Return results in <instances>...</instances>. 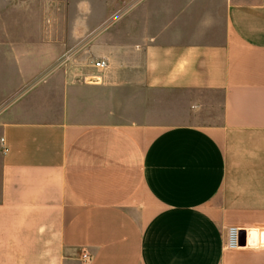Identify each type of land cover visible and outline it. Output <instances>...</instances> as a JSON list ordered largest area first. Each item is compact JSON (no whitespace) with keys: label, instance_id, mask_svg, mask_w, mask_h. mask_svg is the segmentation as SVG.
I'll return each instance as SVG.
<instances>
[{"label":"crops","instance_id":"obj_1","mask_svg":"<svg viewBox=\"0 0 264 264\" xmlns=\"http://www.w3.org/2000/svg\"><path fill=\"white\" fill-rule=\"evenodd\" d=\"M71 3L63 31L0 26L8 98L19 51L114 20L103 82L52 75L0 115V264H264V0Z\"/></svg>","mask_w":264,"mask_h":264},{"label":"rangeland","instance_id":"obj_2","mask_svg":"<svg viewBox=\"0 0 264 264\" xmlns=\"http://www.w3.org/2000/svg\"><path fill=\"white\" fill-rule=\"evenodd\" d=\"M72 0H0V26L20 25L24 28H33L40 37V32L50 29L63 31L67 28L69 18L65 15V11L73 9ZM72 4V6H71ZM27 13L31 15L27 16ZM1 15H4L1 17ZM74 21H79V18H72ZM118 18H115L117 21ZM113 19L108 18L104 23L96 25V21L92 17L87 18L89 30L86 35L87 42L78 44L73 49L67 50H44L24 49L23 54L18 56L19 61L23 62L24 69H32L36 74L31 80L24 81V86L17 96L8 98H0V115L5 110L9 109L17 102L23 100L32 91L39 90L46 80L52 75H64L67 79H73L77 82H103L102 78L109 70V63L105 59L96 58L92 51L94 42L92 40L95 36L109 29L113 25ZM82 43V42H81ZM39 47V46H38ZM55 54V56H54ZM45 57L52 60L49 65H43L42 61ZM98 60H104L107 63V68L98 72L93 69L92 64ZM8 73H9V95L14 91L10 90L12 87V79L15 77L12 74L14 71L13 57H8ZM99 77L96 79L94 77Z\"/></svg>","mask_w":264,"mask_h":264},{"label":"built area","instance_id":"obj_3","mask_svg":"<svg viewBox=\"0 0 264 264\" xmlns=\"http://www.w3.org/2000/svg\"><path fill=\"white\" fill-rule=\"evenodd\" d=\"M107 63L104 60H98L92 64L93 69L98 71L99 73L104 71L107 68ZM99 79V77H94ZM240 237L241 230L237 227H228L226 229L225 243L224 249L227 251H236L240 249Z\"/></svg>","mask_w":264,"mask_h":264},{"label":"water","instance_id":"obj_4","mask_svg":"<svg viewBox=\"0 0 264 264\" xmlns=\"http://www.w3.org/2000/svg\"><path fill=\"white\" fill-rule=\"evenodd\" d=\"M241 240V239H240ZM240 244H241V241H240Z\"/></svg>","mask_w":264,"mask_h":264}]
</instances>
